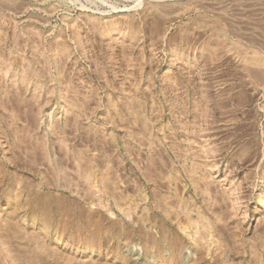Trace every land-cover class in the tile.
I'll list each match as a JSON object with an SVG mask.
<instances>
[{
	"label": "rangeland",
	"instance_id": "rangeland-1",
	"mask_svg": "<svg viewBox=\"0 0 264 264\" xmlns=\"http://www.w3.org/2000/svg\"><path fill=\"white\" fill-rule=\"evenodd\" d=\"M263 245L264 0H0V264Z\"/></svg>",
	"mask_w": 264,
	"mask_h": 264
},
{
	"label": "bare ground",
	"instance_id": "bare-ground-1",
	"mask_svg": "<svg viewBox=\"0 0 264 264\" xmlns=\"http://www.w3.org/2000/svg\"><path fill=\"white\" fill-rule=\"evenodd\" d=\"M140 5V4H139ZM83 170V169H82ZM264 246V245H263Z\"/></svg>",
	"mask_w": 264,
	"mask_h": 264
}]
</instances>
